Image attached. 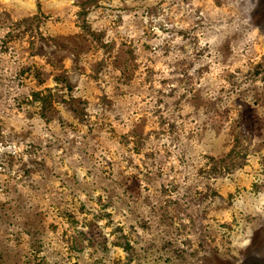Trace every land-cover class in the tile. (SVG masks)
I'll use <instances>...</instances> for the list:
<instances>
[{
  "label": "rangeland",
  "instance_id": "374dc122",
  "mask_svg": "<svg viewBox=\"0 0 264 264\" xmlns=\"http://www.w3.org/2000/svg\"><path fill=\"white\" fill-rule=\"evenodd\" d=\"M259 3L0 0V264L264 257Z\"/></svg>",
  "mask_w": 264,
  "mask_h": 264
},
{
  "label": "trees",
  "instance_id": "16d2710c",
  "mask_svg": "<svg viewBox=\"0 0 264 264\" xmlns=\"http://www.w3.org/2000/svg\"><path fill=\"white\" fill-rule=\"evenodd\" d=\"M255 17H256L257 26L264 32V0H260L259 7L257 8L255 12ZM262 66H263L262 64H259L257 67H255V70H256L255 76H259L261 74ZM110 71L111 69L109 70L106 69L105 72H103L102 74H99V75L94 74V77L96 78L97 81L98 79H100V77L103 78V83H104L103 87H105V85L106 86L112 85L113 75L111 74ZM22 72L23 71L20 70L21 74ZM245 264H264V257L254 258L253 256H248V257L246 256Z\"/></svg>",
  "mask_w": 264,
  "mask_h": 264
}]
</instances>
